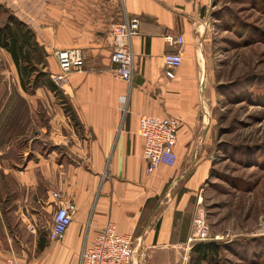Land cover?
Returning a JSON list of instances; mask_svg holds the SVG:
<instances>
[{
  "label": "crops",
  "instance_id": "0c3cea01",
  "mask_svg": "<svg viewBox=\"0 0 264 264\" xmlns=\"http://www.w3.org/2000/svg\"><path fill=\"white\" fill-rule=\"evenodd\" d=\"M7 1L19 6L18 15L48 55L79 48L86 66L70 74L61 90L79 129L71 130L70 161L51 152L28 160L22 171L9 163L0 165L8 186L4 196L0 192V264L12 254L18 264H80L81 251L108 222L119 234L135 239L133 264H152L156 250L169 252L184 245L190 227L178 238L177 218L189 207L209 169L210 128L194 111L196 104L205 107L201 96L207 76L203 44L208 25L200 12L206 0ZM125 17L140 22L132 40L131 86L111 74L109 31L113 22ZM165 36H181L184 41L182 63L173 79L164 74L162 56L177 48L169 47ZM51 57L53 76L58 69ZM141 115L178 121L173 167L145 172L138 135ZM57 138L56 144H64V136ZM51 192L74 204L76 215L61 240L45 238L29 248L11 233L27 225L37 231L44 218L46 237L55 212ZM5 197L13 208H6Z\"/></svg>",
  "mask_w": 264,
  "mask_h": 264
},
{
  "label": "rangeland",
  "instance_id": "374dc122",
  "mask_svg": "<svg viewBox=\"0 0 264 264\" xmlns=\"http://www.w3.org/2000/svg\"><path fill=\"white\" fill-rule=\"evenodd\" d=\"M3 1L0 29L10 25L16 30L11 18L30 29L18 15L19 6ZM200 18L208 25L203 44L207 76L201 96L205 107L196 104L194 111L210 128L209 169L177 218L178 238L189 227L191 236L194 218L203 215L207 243L218 250L203 259L193 251L196 244L185 242L169 252L156 250L152 264H264V0H206ZM31 45L25 44L26 58L19 61L28 72L23 79L10 53L0 48V165L9 163L18 171L51 152L69 162L71 130L79 131L65 114L63 95L45 86L55 72L52 54ZM63 136L64 144H56ZM0 176L4 196L8 186L1 168ZM5 202L13 208L8 197ZM43 222L36 235L23 226L11 235L30 248L33 241H45Z\"/></svg>",
  "mask_w": 264,
  "mask_h": 264
},
{
  "label": "built area",
  "instance_id": "2783aa9c",
  "mask_svg": "<svg viewBox=\"0 0 264 264\" xmlns=\"http://www.w3.org/2000/svg\"><path fill=\"white\" fill-rule=\"evenodd\" d=\"M139 19L125 17L121 22L114 23L109 31L110 62L114 66L111 74L118 80L131 86L133 81V48L132 40L139 34ZM165 43L169 47L177 48L176 51L167 52L162 56L164 74L166 78L173 79L174 72L181 66V36H165ZM57 72L52 76V81L58 90H62L69 81L70 74L82 72L85 59L79 48L57 49L52 53ZM179 124L172 117H157L141 115L138 120V135L143 141V158L146 161V173H151L159 166L173 167L177 161L175 148L177 145V132ZM55 212L46 238L50 242L61 240L73 218L76 215V206L63 200L58 192H51ZM26 229L35 235L36 227L27 225ZM217 239V238H216ZM210 241L208 226L203 215L194 218L192 234L188 244H205ZM135 239L129 235L119 234L117 226L108 222L100 230L93 242L83 248L80 253V264H133L136 255ZM5 264H18L12 254L5 260Z\"/></svg>",
  "mask_w": 264,
  "mask_h": 264
},
{
  "label": "trees",
  "instance_id": "16d2710c",
  "mask_svg": "<svg viewBox=\"0 0 264 264\" xmlns=\"http://www.w3.org/2000/svg\"><path fill=\"white\" fill-rule=\"evenodd\" d=\"M11 20L12 25L16 27V30L11 29L10 25H6L0 29V48H4L10 53L15 65L17 66V69L19 70V75L21 79H23V74L28 75V72L26 68H23V70H21L19 61L20 57L26 58V53L23 52L25 44L30 45L31 42V47L33 49H35L36 47L40 48V44L37 42L36 36L32 30L27 28L24 24L16 21L14 18H11ZM21 36L25 39L22 40ZM45 86L57 96L58 93L62 94V92L56 88L51 79L50 81L46 82ZM63 98L65 99L64 96ZM64 99L62 100V104L65 109V114L70 117L75 126H78L77 118L73 109L69 105L68 101ZM217 250L218 247L211 243L196 244L193 248V251H195L197 255L203 259H206L208 256L215 257L217 255Z\"/></svg>",
  "mask_w": 264,
  "mask_h": 264
}]
</instances>
